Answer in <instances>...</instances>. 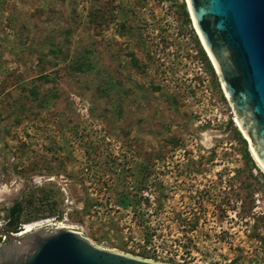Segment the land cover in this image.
I'll return each mask as SVG.
<instances>
[{"label": "rangeland", "instance_id": "rangeland-1", "mask_svg": "<svg viewBox=\"0 0 264 264\" xmlns=\"http://www.w3.org/2000/svg\"><path fill=\"white\" fill-rule=\"evenodd\" d=\"M208 57L185 0H0V225L19 201L136 257L264 264V169Z\"/></svg>", "mask_w": 264, "mask_h": 264}, {"label": "water", "instance_id": "water-1", "mask_svg": "<svg viewBox=\"0 0 264 264\" xmlns=\"http://www.w3.org/2000/svg\"><path fill=\"white\" fill-rule=\"evenodd\" d=\"M185 2L237 126L264 168V0ZM3 233L0 264H165L102 247L56 221Z\"/></svg>", "mask_w": 264, "mask_h": 264}, {"label": "trees", "instance_id": "trees-1", "mask_svg": "<svg viewBox=\"0 0 264 264\" xmlns=\"http://www.w3.org/2000/svg\"><path fill=\"white\" fill-rule=\"evenodd\" d=\"M185 15H186V11H185ZM199 51L202 55L203 58H205V54L202 50V48L199 46ZM208 66L209 63L206 60ZM237 136L240 137L238 131H235ZM245 156L247 157V159H249L248 153L245 151ZM22 211V207L19 201H16L14 204L10 205L9 207L6 208V217L7 220L6 222L3 224V231H7V230H11L13 232L17 231L18 227L20 226L19 224V216L21 214Z\"/></svg>", "mask_w": 264, "mask_h": 264}, {"label": "bare ground", "instance_id": "bare-ground-1", "mask_svg": "<svg viewBox=\"0 0 264 264\" xmlns=\"http://www.w3.org/2000/svg\"><path fill=\"white\" fill-rule=\"evenodd\" d=\"M192 19V18H191ZM195 27V26H194ZM196 29V28H195ZM197 31V30H196ZM197 34H198V32H197ZM198 37H199V34H198ZM200 42H202L201 41V39H200ZM206 51V50H205ZM207 52V51H206ZM207 54H208V52H207ZM208 56H209V54H208ZM210 57V56H209ZM211 59V58H210ZM259 162V161H258ZM260 164V163H259ZM261 165V164H260ZM262 166V165H261ZM263 168V167H262ZM264 169V168H263ZM71 188V187H70ZM48 222H50V221H48ZM56 222H58L59 224H62L60 221H56ZM47 223V222H46ZM39 225H42V224H39ZM65 225V224H64ZM36 226H38V225H36V224H33V223H26V224H24V226L20 229V231L17 233V234H21V233H23V232H25V231H27V230H29V229H32L33 227H36Z\"/></svg>", "mask_w": 264, "mask_h": 264}, {"label": "built area", "instance_id": "built-area-1", "mask_svg": "<svg viewBox=\"0 0 264 264\" xmlns=\"http://www.w3.org/2000/svg\"><path fill=\"white\" fill-rule=\"evenodd\" d=\"M6 220H7V218H6ZM6 220L4 221V223L6 222ZM51 221H53V220H51ZM44 222H45V221H44ZM44 222L40 221V222H38V223L44 224ZM4 223H3V224H4ZM3 224L0 225V242H1L2 239L5 237V234L3 233L4 231L2 230V229H3V228H2V227H3ZM23 226H24V224H20V226L18 227L17 231H15V232H13V231H11V230H7V231H11L12 233L17 234ZM1 231H2V232H1Z\"/></svg>", "mask_w": 264, "mask_h": 264}, {"label": "flooded vegetation", "instance_id": "flooded-vegetation-1", "mask_svg": "<svg viewBox=\"0 0 264 264\" xmlns=\"http://www.w3.org/2000/svg\"><path fill=\"white\" fill-rule=\"evenodd\" d=\"M145 117L143 115H137V121L144 119ZM14 204V203H13Z\"/></svg>", "mask_w": 264, "mask_h": 264}]
</instances>
